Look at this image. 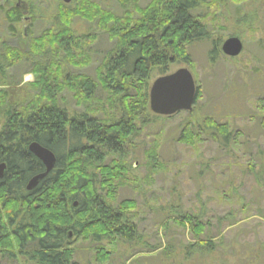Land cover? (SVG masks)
I'll return each mask as SVG.
<instances>
[{"label":"trees","instance_id":"obj_1","mask_svg":"<svg viewBox=\"0 0 264 264\" xmlns=\"http://www.w3.org/2000/svg\"><path fill=\"white\" fill-rule=\"evenodd\" d=\"M13 1L10 10L0 6L11 36L25 16L36 18L32 10L22 11L20 2L27 0ZM219 1L225 0H113L119 13L92 0L60 3L49 28L30 30L25 52L4 45L0 71L17 95L11 100L8 91H0V164L7 166L0 181V264L15 262L17 255L36 264H79L72 236L94 245L96 262L105 264L111 253L103 242L133 245L141 240L131 219L135 202L118 203L120 188L128 184V146L151 120H160L150 118L148 96L141 89L154 71L162 77L173 64H193L189 48L211 40L207 16L199 12ZM76 20L89 24L87 35L76 33ZM104 37L107 53L92 68L95 44ZM13 70H19V80L10 79ZM27 74L37 79L22 91ZM200 99L198 89L194 108ZM206 132L224 147L232 141L226 124L206 118L189 120L178 142L196 146ZM32 143L52 151L57 161L27 191L28 182L45 171L29 152ZM146 157L153 169L160 166L159 146ZM174 220L188 226L199 250L214 252L212 241L200 242L206 230L201 219L178 215ZM191 253L188 249L187 256ZM138 255L131 258L138 260Z\"/></svg>","mask_w":264,"mask_h":264},{"label":"rangeland","instance_id":"obj_2","mask_svg":"<svg viewBox=\"0 0 264 264\" xmlns=\"http://www.w3.org/2000/svg\"><path fill=\"white\" fill-rule=\"evenodd\" d=\"M68 6H73L74 2ZM103 8L121 12L113 0H92ZM62 0H27L20 2L24 13L33 11L36 18L27 15L15 24V36L0 15V52L4 45L25 52L30 30L34 34L49 28ZM203 8L207 16L211 40L189 48L191 65L173 64L168 74L187 68L201 90V99L192 112H181L172 117L154 115L149 106L153 83L160 78L154 71L142 87L148 96L147 112L151 123L145 125L132 140L126 159L130 167L128 184L120 188L118 203L131 200L136 209L132 222L139 229L141 240L129 245L124 242H103L111 259L105 264H264V0H225ZM13 0H0V6L10 10ZM37 20V22H36ZM90 26L76 20L75 31L87 35ZM230 38L243 44L237 58L225 57L222 45ZM106 38L95 44L98 59L107 53ZM213 41L217 44L213 47ZM0 67L5 62L1 59ZM88 72H92L89 70ZM19 80V70L11 71ZM167 74V75H168ZM37 76L27 74L19 88L36 82ZM0 71V91L6 90L14 100V86ZM192 114V116L190 115ZM191 116V117H190ZM206 118L226 124L232 141L224 147L203 136L196 146L178 142L182 128L189 120L202 123ZM4 120L0 119V132ZM159 146V164L153 169L146 152ZM194 216L206 228L200 242L212 241L214 252L199 250L188 229L174 218ZM79 264H98L94 245L70 238ZM190 246H193L191 248ZM188 249L191 255L187 256ZM153 251V253H147ZM141 252V254H140ZM138 255V260L131 257ZM17 255V254H16ZM2 264H36L16 256L15 262ZM100 264V263H99Z\"/></svg>","mask_w":264,"mask_h":264},{"label":"water","instance_id":"obj_3","mask_svg":"<svg viewBox=\"0 0 264 264\" xmlns=\"http://www.w3.org/2000/svg\"><path fill=\"white\" fill-rule=\"evenodd\" d=\"M65 5H70L73 0H62ZM243 52V44L237 38H230L222 45V53L228 58H237ZM198 94V88L192 73L187 68L158 78L152 85L149 94L151 112L160 117H172L181 112L193 111ZM33 154L44 166V172L33 177L26 187L27 191L34 190L55 168L56 156L47 148L38 143L29 146ZM7 166L0 164V181L5 177Z\"/></svg>","mask_w":264,"mask_h":264}]
</instances>
